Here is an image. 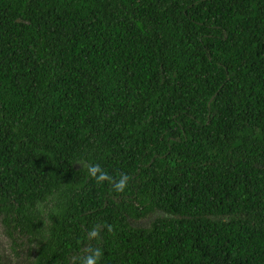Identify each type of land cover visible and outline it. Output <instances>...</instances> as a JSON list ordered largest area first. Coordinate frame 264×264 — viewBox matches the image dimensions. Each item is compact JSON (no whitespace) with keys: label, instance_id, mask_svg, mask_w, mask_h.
<instances>
[{"label":"trees","instance_id":"obj_1","mask_svg":"<svg viewBox=\"0 0 264 264\" xmlns=\"http://www.w3.org/2000/svg\"><path fill=\"white\" fill-rule=\"evenodd\" d=\"M0 229L28 264H264V0H0Z\"/></svg>","mask_w":264,"mask_h":264},{"label":"rangeland","instance_id":"obj_2","mask_svg":"<svg viewBox=\"0 0 264 264\" xmlns=\"http://www.w3.org/2000/svg\"><path fill=\"white\" fill-rule=\"evenodd\" d=\"M143 224V220L136 221L135 224ZM17 236L9 237L0 229V262L1 264H28V258L25 256L23 245ZM21 238V237H20ZM10 239H15L16 244H12Z\"/></svg>","mask_w":264,"mask_h":264},{"label":"clouds","instance_id":"obj_3","mask_svg":"<svg viewBox=\"0 0 264 264\" xmlns=\"http://www.w3.org/2000/svg\"><path fill=\"white\" fill-rule=\"evenodd\" d=\"M88 171L90 176L95 178L98 183L103 182L104 180H111V177H109L107 173L103 172L100 169L99 165L90 166ZM97 173H99V175H97ZM129 179L130 177L128 175L122 173L119 181L115 183V190L118 192H123L125 188L128 186ZM100 255L101 253L97 249L93 253V255L87 258L86 264H97V260L99 259Z\"/></svg>","mask_w":264,"mask_h":264}]
</instances>
